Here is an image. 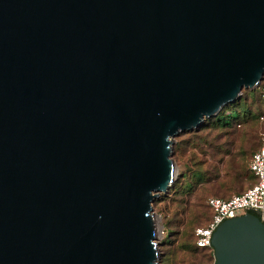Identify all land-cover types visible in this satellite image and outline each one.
I'll list each match as a JSON object with an SVG mask.
<instances>
[{
  "label": "water",
  "instance_id": "95a60500",
  "mask_svg": "<svg viewBox=\"0 0 264 264\" xmlns=\"http://www.w3.org/2000/svg\"><path fill=\"white\" fill-rule=\"evenodd\" d=\"M264 78V0H0V264H160L181 133ZM214 264H264L256 213Z\"/></svg>",
  "mask_w": 264,
  "mask_h": 264
},
{
  "label": "rangeland",
  "instance_id": "374dc122",
  "mask_svg": "<svg viewBox=\"0 0 264 264\" xmlns=\"http://www.w3.org/2000/svg\"><path fill=\"white\" fill-rule=\"evenodd\" d=\"M240 101L242 102L239 106L226 105L238 111L241 117L233 120L238 131L233 137L234 143L229 153L224 155L222 162L214 163L221 169L220 177L231 171L247 175L226 194L213 193L211 188L213 183L205 181L196 184L192 191L188 189L190 183L195 181L198 161L205 158V154L194 144V134L190 131L176 137L173 145V158L177 166L176 180L169 190L162 193L153 203L160 231L158 236L160 264H214L215 255L208 249L197 248L194 242L195 228L206 224L209 219L206 202L211 196L228 198L241 193L254 183L250 160L253 152L260 147L264 133V102L259 98L257 88L244 89ZM245 110H249L250 113H247L248 118H251L249 125L243 123L246 117ZM249 137H254L253 143L256 144L254 151L245 147ZM221 180L222 178L214 179L212 182Z\"/></svg>",
  "mask_w": 264,
  "mask_h": 264
},
{
  "label": "trees",
  "instance_id": "16d2710c",
  "mask_svg": "<svg viewBox=\"0 0 264 264\" xmlns=\"http://www.w3.org/2000/svg\"><path fill=\"white\" fill-rule=\"evenodd\" d=\"M257 92H258L259 98L262 100V102H264V99L262 98V94H261V89L257 88ZM241 102L242 101L237 100L230 104L231 106H234V105L239 106ZM247 113H249V110H245L246 117L244 118L243 123H246L249 125L251 122V118H248L249 116H247ZM239 117H241V115L240 113H238V111L230 109V107L225 106L223 110L220 111L219 114L211 118H207L198 129L190 131V133L194 134L193 135L194 144H196L198 147L202 149V152L205 154V158L198 161L197 170L195 172V181L190 183V186L188 187V189L192 191L195 188L196 184H199L201 181H205L211 184L213 183L211 186L213 193L217 195H222V194H226L227 191H230L231 189H233L235 185L240 184L243 178L246 177L247 173H242V172L233 173V171H231L232 174L231 172H227L223 177H220L221 169L218 164L214 163L215 161L222 162L224 155L226 153H229L230 147L234 143L233 137L237 134V131H238L235 128L237 125L234 124L233 120ZM238 124L241 125L240 123ZM248 132H251V131H248ZM183 133H181L180 135H182ZM253 140H254V137H249L247 139L246 145H245V147H247L246 148L247 150H253V151L255 150L256 144L253 143ZM262 145H263V141L261 138V145L257 150L253 152L251 156V160H252L253 155L262 147ZM244 152L246 153L247 151H244ZM251 160H250V163H251ZM205 164L207 166H205ZM250 171L254 177V183H255L256 176L251 170V168H250ZM219 178H222V180L218 182H212V180L219 179ZM248 188H246L243 192H245ZM211 197H219V196H211ZM206 204L209 210V219L207 221L208 223L213 216V210L208 204V200ZM252 213H255V212H252ZM206 224L200 225V226H205ZM194 242L197 248L208 249L215 255L213 247L198 246L196 242L195 231H194Z\"/></svg>",
  "mask_w": 264,
  "mask_h": 264
},
{
  "label": "built area",
  "instance_id": "2783aa9c",
  "mask_svg": "<svg viewBox=\"0 0 264 264\" xmlns=\"http://www.w3.org/2000/svg\"><path fill=\"white\" fill-rule=\"evenodd\" d=\"M264 99V78L260 82ZM262 147L253 155L250 168L256 176V182L245 192L230 198L210 197L208 204L213 210L211 220L195 230L196 242L201 247H212V237L218 226L227 219L248 212H255L264 221V134Z\"/></svg>",
  "mask_w": 264,
  "mask_h": 264
}]
</instances>
